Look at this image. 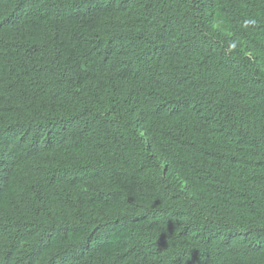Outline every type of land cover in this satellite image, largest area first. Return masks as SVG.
I'll return each instance as SVG.
<instances>
[{
    "label": "trees",
    "instance_id": "trees-1",
    "mask_svg": "<svg viewBox=\"0 0 264 264\" xmlns=\"http://www.w3.org/2000/svg\"><path fill=\"white\" fill-rule=\"evenodd\" d=\"M11 126L0 264H264V0H0Z\"/></svg>",
    "mask_w": 264,
    "mask_h": 264
},
{
    "label": "clouds",
    "instance_id": "clouds-1",
    "mask_svg": "<svg viewBox=\"0 0 264 264\" xmlns=\"http://www.w3.org/2000/svg\"><path fill=\"white\" fill-rule=\"evenodd\" d=\"M16 13H21V11H16ZM12 124V123H11ZM10 130V134L11 136H6V137H3L1 136L0 134V141L1 142H10V141H13V140H19L20 141V138H19V133L17 132V130L15 129L14 126H11V128L9 129ZM42 147V146H41ZM39 147L38 149H36L34 151V153L36 154V152L41 148ZM16 148L18 149V151L20 152L21 156H22V159L23 161L26 163V166L24 168L26 174H30L32 172V168H33V165H35V161H33L34 159V155L35 154H31V152H26L22 147H21V144L19 143L18 146H16ZM11 158L13 157H18L16 152L13 150L11 151L10 155H9ZM23 177L25 176L23 173L21 174Z\"/></svg>",
    "mask_w": 264,
    "mask_h": 264
}]
</instances>
